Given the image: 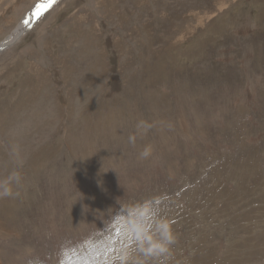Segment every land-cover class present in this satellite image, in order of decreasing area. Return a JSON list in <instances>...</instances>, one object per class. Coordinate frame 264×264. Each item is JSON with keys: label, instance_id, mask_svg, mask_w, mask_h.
Masks as SVG:
<instances>
[{"label": "rangeland", "instance_id": "374dc122", "mask_svg": "<svg viewBox=\"0 0 264 264\" xmlns=\"http://www.w3.org/2000/svg\"><path fill=\"white\" fill-rule=\"evenodd\" d=\"M40 1L0 0V43ZM13 172L0 264H119L149 200L170 264H264V0H58L0 53Z\"/></svg>", "mask_w": 264, "mask_h": 264}, {"label": "clouds", "instance_id": "9594fccd", "mask_svg": "<svg viewBox=\"0 0 264 264\" xmlns=\"http://www.w3.org/2000/svg\"><path fill=\"white\" fill-rule=\"evenodd\" d=\"M151 126L141 121L137 125V132L146 134ZM136 137H130L129 142L135 143ZM151 149H145L141 153V159H147ZM22 177L19 173L13 172L6 179L0 180V200L18 198L20 193L14 191V186H19ZM160 200L145 201L131 211V216H139L131 221L134 248L121 250L119 264H170L172 260V248L177 244L176 235L173 232L171 223L163 218H158L154 228L155 233L150 231L141 221L148 217L154 207L159 206Z\"/></svg>", "mask_w": 264, "mask_h": 264}, {"label": "bare ground", "instance_id": "6f19581e", "mask_svg": "<svg viewBox=\"0 0 264 264\" xmlns=\"http://www.w3.org/2000/svg\"><path fill=\"white\" fill-rule=\"evenodd\" d=\"M42 3V0L38 2L33 9H31L30 13L27 14L22 22L16 27V29L8 36L3 42L0 43V50L3 49L6 45L12 44L14 45L16 42H18L21 38H23L25 35L31 31V29L34 27V25L37 23V21L43 16H40V18L36 21V23L32 24V20L34 18L33 13L36 12L38 6ZM29 20L30 22L26 25L25 20ZM31 27V28H30ZM25 32V34H23ZM156 57V56H155ZM59 145V144H58ZM56 150V149H55ZM50 152V151H49ZM48 156V155H47ZM214 174V173H213ZM252 174V173H251ZM255 182V181H254ZM246 186V185H245ZM253 188V187H252ZM221 193V192H220ZM216 198V197H215ZM224 200V199H223ZM233 200V199H232ZM245 200V199H244ZM223 202V201H222ZM241 202V201H240ZM239 202V203H240ZM221 207V206H220ZM232 208V207H231ZM215 209V208H214ZM229 211V210H228ZM221 212V211H220ZM227 212V211H226ZM222 214V213H221ZM216 215V214H215ZM244 218V217H243ZM191 229V228H190ZM195 237V236H194ZM227 254V253H226ZM203 258V257H202Z\"/></svg>", "mask_w": 264, "mask_h": 264}, {"label": "snow or ice", "instance_id": "6c2138e0", "mask_svg": "<svg viewBox=\"0 0 264 264\" xmlns=\"http://www.w3.org/2000/svg\"><path fill=\"white\" fill-rule=\"evenodd\" d=\"M57 0H42V4L39 8H37L36 12L33 13L34 17L37 19L44 14V12L48 11L49 8H51ZM30 21L25 20V24L27 25ZM64 264V262H62Z\"/></svg>", "mask_w": 264, "mask_h": 264}, {"label": "water", "instance_id": "95a60500", "mask_svg": "<svg viewBox=\"0 0 264 264\" xmlns=\"http://www.w3.org/2000/svg\"><path fill=\"white\" fill-rule=\"evenodd\" d=\"M57 1H58V0H57ZM41 4H42V3H41ZM41 4L38 6V8L41 6ZM49 9H50V8H49ZM49 9H48V10H49ZM44 13H45V12H44ZM43 15H44V14H43ZM39 18H40V17H39ZM39 18H38V19H39ZM38 19H37L36 17H34L33 20H32V22H33L32 24L36 23V21H37ZM30 28H31V27H30ZM23 34H25V32H24ZM11 46H12V44H8V45H6L3 49L0 50V53H3L6 49H8V48L11 47Z\"/></svg>", "mask_w": 264, "mask_h": 264}]
</instances>
